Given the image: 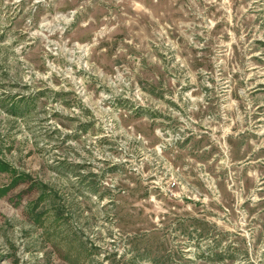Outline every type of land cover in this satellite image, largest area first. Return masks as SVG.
<instances>
[{
	"label": "rangeland",
	"instance_id": "obj_1",
	"mask_svg": "<svg viewBox=\"0 0 264 264\" xmlns=\"http://www.w3.org/2000/svg\"><path fill=\"white\" fill-rule=\"evenodd\" d=\"M0 264H264V0H0Z\"/></svg>",
	"mask_w": 264,
	"mask_h": 264
}]
</instances>
